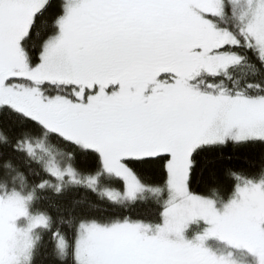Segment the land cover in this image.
<instances>
[{"label": "snow or ice", "instance_id": "snow-or-ice-1", "mask_svg": "<svg viewBox=\"0 0 264 264\" xmlns=\"http://www.w3.org/2000/svg\"><path fill=\"white\" fill-rule=\"evenodd\" d=\"M0 264H264V0H0Z\"/></svg>", "mask_w": 264, "mask_h": 264}]
</instances>
